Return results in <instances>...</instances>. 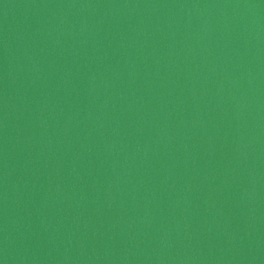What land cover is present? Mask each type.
Wrapping results in <instances>:
<instances>
[{
    "label": "water",
    "instance_id": "95a60500",
    "mask_svg": "<svg viewBox=\"0 0 264 264\" xmlns=\"http://www.w3.org/2000/svg\"><path fill=\"white\" fill-rule=\"evenodd\" d=\"M0 264H264V0H0Z\"/></svg>",
    "mask_w": 264,
    "mask_h": 264
}]
</instances>
